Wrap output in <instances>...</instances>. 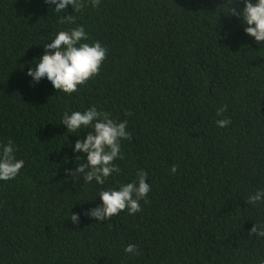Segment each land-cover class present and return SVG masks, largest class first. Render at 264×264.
<instances>
[{"label": "trees", "instance_id": "obj_1", "mask_svg": "<svg viewBox=\"0 0 264 264\" xmlns=\"http://www.w3.org/2000/svg\"><path fill=\"white\" fill-rule=\"evenodd\" d=\"M83 3L57 13L45 0H0V144L24 161L0 181V264H262L264 237L250 233L264 202L247 199L264 190V45L230 15L245 0ZM68 14L74 24L58 22ZM79 26L82 43L108 50L99 74L71 95L34 82L44 44ZM92 107L132 133L103 185L66 172L87 162L74 148L92 129L68 133L64 114ZM141 169L151 186L141 211L85 214Z\"/></svg>", "mask_w": 264, "mask_h": 264}, {"label": "clouds", "instance_id": "obj_2", "mask_svg": "<svg viewBox=\"0 0 264 264\" xmlns=\"http://www.w3.org/2000/svg\"><path fill=\"white\" fill-rule=\"evenodd\" d=\"M48 4L55 5V12H65L68 5H73L75 12H79L85 6L83 0H45ZM231 4V0H229ZM92 7H98L100 0H89ZM230 15L240 17L247 25L245 32L254 37L257 43L264 45V0H245L242 10L231 7ZM61 24H74L75 16L68 14L61 16ZM88 33L83 26L62 30L55 38L46 44L45 53L38 58V63L28 70V75L34 82L42 78L47 79L59 92L71 95L79 91V86L85 85L90 79L99 74L103 61L107 56V49L99 41L89 44L86 41ZM227 110V105L217 109V116H222ZM130 115V113H126ZM62 123L67 126L68 133H79L81 129L91 128L86 139L75 142V152L87 154V162L78 164L75 170L66 169L72 177L83 176L85 183L93 180L103 185L105 180L118 173L119 167L114 163L117 158L123 159L121 154V140H131L132 133L127 131L128 121L117 122L111 118V114L98 111L95 107L84 112L74 111L69 115L64 114ZM219 127H227L230 119L216 121ZM15 146L11 140L6 145L0 144V181H9L18 176L24 167V161L17 159ZM177 166H173L171 172L175 174ZM148 173L141 169L137 173V179L123 184L119 190H102L99 197L102 205L86 211L85 214L99 221L109 220L121 211L127 210L129 214L141 211V200L147 202L146 197L151 186L146 182ZM248 204L264 202V190L257 191L247 199ZM70 219L73 223H79V214L72 213ZM250 234L264 237V223L258 222L251 229ZM129 254L139 255L137 246L129 244L125 248ZM264 264V262H262Z\"/></svg>", "mask_w": 264, "mask_h": 264}]
</instances>
